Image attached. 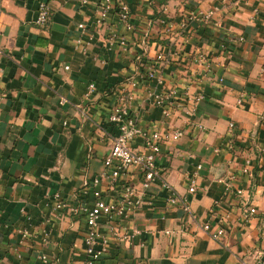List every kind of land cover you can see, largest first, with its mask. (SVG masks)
<instances>
[{
    "label": "crops",
    "instance_id": "obj_1",
    "mask_svg": "<svg viewBox=\"0 0 264 264\" xmlns=\"http://www.w3.org/2000/svg\"><path fill=\"white\" fill-rule=\"evenodd\" d=\"M40 1L0 0V264L84 263L93 189L106 201L120 197V186L92 180L117 133L109 107L119 88L131 90V78L130 114L141 129L160 132L156 164L190 211L168 205L151 184L139 206L101 218L107 242L97 264H254L264 256V0L232 11L220 0H125L132 29L116 3L98 23L99 0H44L49 16L38 25ZM199 51L208 69L191 62ZM163 52L167 60L156 62ZM153 63L161 82L142 76ZM91 82L96 90L86 98ZM188 85L191 94L202 92L199 102L185 101ZM170 89L174 114L164 118L153 95ZM176 129L183 134L174 140ZM132 146L141 150V139ZM199 164L196 191L188 193L187 175ZM126 180L141 188L135 173ZM205 222L225 235L211 238ZM109 225L117 238L107 235ZM134 230L141 234L122 237Z\"/></svg>",
    "mask_w": 264,
    "mask_h": 264
},
{
    "label": "built area",
    "instance_id": "obj_2",
    "mask_svg": "<svg viewBox=\"0 0 264 264\" xmlns=\"http://www.w3.org/2000/svg\"><path fill=\"white\" fill-rule=\"evenodd\" d=\"M244 0H220L224 6V10L232 11L236 9L239 4ZM100 7L98 11V23H102L111 7L116 3L119 9L120 21L126 26L127 29H132V25L129 22L130 10L125 0H99ZM216 9L211 8L205 11L201 15L202 23L204 25L210 24L213 20V16ZM49 16L48 7L44 0L40 1L37 9V16L35 23L38 25H44ZM78 28L83 29V24H78ZM113 39V35L110 36V40ZM4 53L0 51L2 56ZM156 62L166 61L167 56L165 52L158 53L155 58ZM191 62L194 66L202 69H208L210 62L201 51L192 54ZM145 79L156 80L158 82L163 81V74L161 71L156 69L155 63L146 66V72L142 74ZM131 87V90L126 89L123 86L118 89L115 102L109 107L107 114V122L114 126L117 133L110 136V148L103 160L104 170L98 176L92 180V185L96 187L101 180H107L110 187L115 185L120 186L121 193L119 200L106 201L102 198V193L98 189H93L94 201L92 205L86 210V223L87 231L85 233L84 242V263L83 264H97L102 254L104 253L105 244L107 242V236L99 231V224L101 218H107L108 220L114 216L124 215L127 211L132 208L139 206L141 199L146 189L153 183H158L159 186L166 192V202L171 206H179L184 211L189 212L190 207L185 194H180L171 186L164 178L162 173L156 164L157 155L161 150V134L157 130L141 129L137 126V120L135 116L130 114L132 102L134 99L133 90L136 89V81L131 78L126 81ZM190 85L184 87V99L188 103H197L202 98V92L197 91L191 94L189 92ZM95 84L89 83L85 92V97L88 98L92 93L95 92ZM176 89H170L168 93H156L153 95V105L161 109L164 118H171L174 114L172 107L174 101L172 96L176 95ZM64 101V100H62ZM227 142L228 148H233L235 142V124L229 121L227 127ZM183 134L182 130L176 129L173 131L172 138L175 140L181 137ZM136 138L141 139L142 149L137 151L133 148L132 144ZM215 149V152H218ZM201 165H197L196 169L187 175L189 186L187 188L188 193H194L196 191V180L198 171L201 169ZM133 172L136 174L141 188L136 189L132 182L126 180V176ZM230 184L227 185V190ZM236 192L240 194L241 189H236ZM58 208H63V203H57ZM246 213L252 215L256 212V209L249 205L246 207ZM203 229L209 233L211 238L219 240L225 235L226 230L224 227L219 226L215 231L210 229V224L205 222ZM22 236H28L30 233L27 230L20 231ZM168 233V231H166ZM140 230H134V234L123 235V238L134 237L140 235ZM107 235H112L117 238L119 235L115 226L109 225ZM100 244L101 247H97ZM104 246V247H103ZM254 264H264V256L257 259Z\"/></svg>",
    "mask_w": 264,
    "mask_h": 264
}]
</instances>
